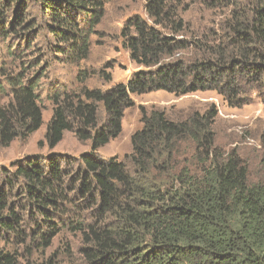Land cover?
<instances>
[{"label": "trees", "instance_id": "16d2710c", "mask_svg": "<svg viewBox=\"0 0 264 264\" xmlns=\"http://www.w3.org/2000/svg\"><path fill=\"white\" fill-rule=\"evenodd\" d=\"M32 1L53 59H86L106 0ZM32 1L0 0V37L29 34L37 25L27 21ZM146 1L151 22L136 15L121 31L130 58L143 68L109 90L84 85L49 93L47 145L54 148L73 131L91 150L69 180L50 155L49 170L31 161L16 167L7 185L0 183V264H32L64 229L80 234L83 264H264V180L251 183L241 157L220 152L217 108L173 119L142 107L127 162L97 153L122 133L125 110L135 105L132 93L215 89L240 105L249 101L242 95L245 81L264 98V0H212L228 13L221 31L206 39L180 12L186 0ZM50 62L19 72L0 66V147L28 139L43 125L39 86ZM99 74L112 80L109 72ZM90 75L82 70L78 79L84 83ZM184 143L192 149L186 158ZM14 182H22L21 204L8 189Z\"/></svg>", "mask_w": 264, "mask_h": 264}, {"label": "rangeland", "instance_id": "374dc122", "mask_svg": "<svg viewBox=\"0 0 264 264\" xmlns=\"http://www.w3.org/2000/svg\"><path fill=\"white\" fill-rule=\"evenodd\" d=\"M32 1V0H31ZM212 0H186L180 6L188 25L203 36L207 33H219L225 26L228 8L212 7ZM146 0H106L105 14L91 35V49L89 56L79 63H62L53 59L47 48L49 34L43 27L45 24L39 7L30 2L28 22L33 20L37 25L29 30V34L22 33L8 39L0 37V66L7 64L9 69L21 71L24 65L36 66L41 62L51 60L49 68L40 81L39 93L43 106V125L33 132L28 139H16L8 147H0V183L7 185L9 176L20 165L28 162H39L45 170H49V156L55 155L69 180L77 175L82 168L81 156L91 150L89 141H80L73 131H66L63 140L54 148L45 142L47 123L52 115V103L48 99L53 89L60 91H79L84 85L90 88L111 89L117 83H127L133 73L143 68L130 58V51L123 44L122 29L133 16L140 15L148 20ZM205 37L203 36V39ZM206 39V38H205ZM188 55H190L188 53ZM39 67L33 68L32 72ZM87 70L91 75L82 83L78 74ZM101 70L112 75L111 81H106L99 74ZM243 96L249 98L245 104H231L219 91L215 89L201 90L186 95H175L166 90H156L144 94L132 93L135 105L125 110L122 121V133L112 139L107 145L98 150V157L108 159L117 156L126 161V155L132 151L131 136L142 127L141 108L148 111L159 108L167 112L173 119H182L193 111L205 112L214 107L218 115L214 123L215 143L222 154L236 152L249 170L251 183L264 180V98L263 95L245 81L242 83ZM43 141V144H40ZM183 158L192 153L188 143L183 144ZM127 162V161H126ZM21 184L14 182L11 189L12 200L23 203ZM72 195H74L72 193ZM82 246L80 234L62 230L55 238L53 245L46 253H36L32 264H83L80 248ZM52 261L51 263L48 261ZM23 264H27L23 263Z\"/></svg>", "mask_w": 264, "mask_h": 264}]
</instances>
